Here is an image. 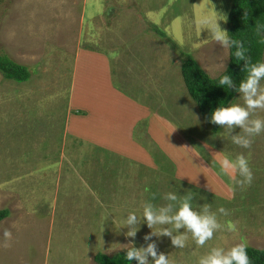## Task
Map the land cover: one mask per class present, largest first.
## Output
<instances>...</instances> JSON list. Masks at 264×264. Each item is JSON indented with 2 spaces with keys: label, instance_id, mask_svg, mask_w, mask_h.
I'll use <instances>...</instances> for the list:
<instances>
[{
  "label": "rangeland",
  "instance_id": "1",
  "mask_svg": "<svg viewBox=\"0 0 264 264\" xmlns=\"http://www.w3.org/2000/svg\"><path fill=\"white\" fill-rule=\"evenodd\" d=\"M230 5L231 0L0 1V54L31 74L23 83L0 75V210L9 211L0 222V264H95L98 253L111 256L132 243L146 246L143 237L151 229L141 220L133 240L126 236L124 218L131 211L141 215L145 200L167 204L163 197L169 192H194V206L210 204L222 225L204 247L190 235L184 249L174 248L168 237H153L174 264H197L212 247L245 243L264 250V134L242 149L222 135L220 126L214 131L180 70L188 54L210 78L222 74L228 49L197 20L211 9L226 16L221 28L227 31ZM91 53L102 54L106 79L120 96L127 93L132 102L137 99L163 116L168 127L189 138L210 171H183L191 176L179 180L157 154L154 139L144 134L145 122L133 131L134 139L151 154L144 149L136 164L130 156L106 157L72 138L68 131L78 132V123L83 134L88 130L76 119L81 106L75 97L70 100L72 91H85V78L89 81L76 74V56L80 61ZM232 102L243 104L239 94ZM256 116L264 117V110H256ZM206 144L212 154L202 151ZM219 152L249 158L250 186L241 188L219 174L214 156ZM147 153L154 171L141 165ZM221 207L227 215L218 212ZM5 231L12 233L10 241Z\"/></svg>",
  "mask_w": 264,
  "mask_h": 264
},
{
  "label": "clouds",
  "instance_id": "2",
  "mask_svg": "<svg viewBox=\"0 0 264 264\" xmlns=\"http://www.w3.org/2000/svg\"><path fill=\"white\" fill-rule=\"evenodd\" d=\"M221 22H226V16L211 9L202 11L197 20L198 26L209 31L222 47L235 49V58L243 62L242 70L246 71V76L240 80L238 86L229 74L219 78V85L238 92L243 104L230 102L227 106H218L211 113L210 122L220 126L222 135L227 136L234 145L250 149L254 138L264 134V117L252 118L256 110H264V60L253 62L246 54L244 43L233 39L222 29ZM254 28L258 35L264 36V23H257ZM204 147L208 148L209 145ZM214 156L218 159L219 174L228 176L241 188L251 185L253 171L246 155L240 153L233 157L219 152ZM163 199L167 201L163 206L156 205L152 200H145L141 204V215L131 211L125 216L123 228L128 229L127 237L134 240L141 220L151 229V232L143 237L146 246L136 247L134 243L123 246L126 249L127 261H135L136 264H174L170 255L159 251L153 237H168L174 248L184 249L190 235L197 246L204 247L222 228L217 213L211 211L210 204L194 206V192L188 191L183 196L169 192ZM218 212L228 214L223 207L219 208ZM3 235L6 241L12 238L10 231H5ZM197 264H251V261L246 244L238 243L228 249L212 247L198 258Z\"/></svg>",
  "mask_w": 264,
  "mask_h": 264
},
{
  "label": "crops",
  "instance_id": "3",
  "mask_svg": "<svg viewBox=\"0 0 264 264\" xmlns=\"http://www.w3.org/2000/svg\"><path fill=\"white\" fill-rule=\"evenodd\" d=\"M81 57L87 58L86 61L84 58L78 61L76 56V64L80 68V64L84 65L85 63V70L89 72L87 75L89 81L85 78L87 82L85 91H78L77 94V90L74 89L70 100L75 97L73 102L81 106L79 109L85 115L76 116V119L83 120V127L87 126L88 130H86L87 134L84 133V135L79 129L81 123H78V132L72 133L68 131L72 138L85 142L86 146L89 147L88 149L98 151L99 154L106 157H111L113 154L124 157L130 156L135 160L134 163L136 164L139 158L144 156L142 152L147 151L151 154V150L142 148L134 139L133 131L139 123L145 122L144 134L154 139L157 145V154L171 164L173 171H175V176L179 180L185 181L184 176H191L190 174L188 175V172L183 171H210L203 165L205 161L200 158L198 150L188 141L189 138L179 131L172 130V127H168L159 111L155 112L160 116L154 114L151 107L147 106L150 110L139 105L137 99L135 100L137 104L132 102L131 100H134L133 97L127 93L126 97L120 96L118 88L113 87L109 80L106 79L104 70L105 68L107 69V63L102 54L91 53ZM78 68L75 66L76 74L80 71ZM68 127H70L69 122ZM159 131H161L162 135L164 134L162 141L159 140L161 137ZM134 143H137V145H134ZM202 151L212 154L211 151L213 150L210 147L205 148L203 146ZM147 156L149 159L141 165L154 171V161L148 153ZM91 157L92 155L89 159ZM180 171H182L181 174ZM204 183L206 184V182Z\"/></svg>",
  "mask_w": 264,
  "mask_h": 264
},
{
  "label": "trees",
  "instance_id": "4",
  "mask_svg": "<svg viewBox=\"0 0 264 264\" xmlns=\"http://www.w3.org/2000/svg\"><path fill=\"white\" fill-rule=\"evenodd\" d=\"M257 23H264V0H231L227 18V32L233 39L244 43L247 50L246 54L251 57L253 62L263 60L264 56V36L256 33L254 27ZM234 52L235 49H228V65L222 74L216 78H210L196 60L188 54L184 55L185 59L180 68L188 94L196 103L203 120L214 131L219 126L210 122L211 113L218 106H227L239 94L233 89L222 88L219 85V78L224 74H229L238 86L240 80L246 76V71L242 70L243 62L235 58ZM78 69L80 70V68ZM88 74V70L85 69L77 73L78 76ZM0 75L6 81L11 80L18 83L27 82L31 77L28 67L16 63L5 54H0ZM76 93L78 94V91ZM75 115L83 116L85 113L79 111ZM8 216L9 211L7 209L0 210V222ZM247 252L251 264H264V250L247 247ZM125 255V251L111 256L98 253L94 256L93 261L95 264L136 263L135 261H127Z\"/></svg>",
  "mask_w": 264,
  "mask_h": 264
},
{
  "label": "water",
  "instance_id": "5",
  "mask_svg": "<svg viewBox=\"0 0 264 264\" xmlns=\"http://www.w3.org/2000/svg\"><path fill=\"white\" fill-rule=\"evenodd\" d=\"M134 264H136V263H134Z\"/></svg>",
  "mask_w": 264,
  "mask_h": 264
}]
</instances>
